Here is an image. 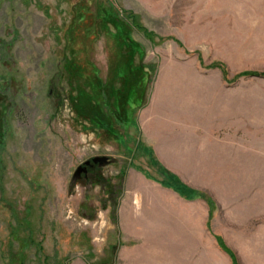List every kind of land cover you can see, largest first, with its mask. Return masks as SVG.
Segmentation results:
<instances>
[{
  "label": "rangeland",
  "instance_id": "obj_1",
  "mask_svg": "<svg viewBox=\"0 0 264 264\" xmlns=\"http://www.w3.org/2000/svg\"><path fill=\"white\" fill-rule=\"evenodd\" d=\"M0 264H264V0H0Z\"/></svg>",
  "mask_w": 264,
  "mask_h": 264
},
{
  "label": "water",
  "instance_id": "obj_2",
  "mask_svg": "<svg viewBox=\"0 0 264 264\" xmlns=\"http://www.w3.org/2000/svg\"><path fill=\"white\" fill-rule=\"evenodd\" d=\"M94 165L103 167L106 165V160L102 158H94L91 161L84 162L81 166L77 167L72 175L71 185L75 184L81 177V175H86L87 168H92Z\"/></svg>",
  "mask_w": 264,
  "mask_h": 264
},
{
  "label": "flooded vegetation",
  "instance_id": "obj_3",
  "mask_svg": "<svg viewBox=\"0 0 264 264\" xmlns=\"http://www.w3.org/2000/svg\"><path fill=\"white\" fill-rule=\"evenodd\" d=\"M87 169H89V168H87Z\"/></svg>",
  "mask_w": 264,
  "mask_h": 264
}]
</instances>
